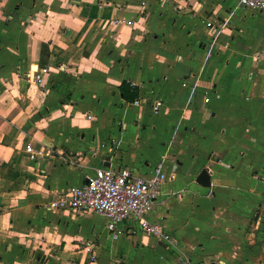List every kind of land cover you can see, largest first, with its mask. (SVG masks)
Instances as JSON below:
<instances>
[{"label": "crops", "instance_id": "obj_1", "mask_svg": "<svg viewBox=\"0 0 264 264\" xmlns=\"http://www.w3.org/2000/svg\"><path fill=\"white\" fill-rule=\"evenodd\" d=\"M238 3L0 0V264H264V112L230 99L219 49L264 11ZM159 163L147 217L175 241L56 205L99 167Z\"/></svg>", "mask_w": 264, "mask_h": 264}, {"label": "built area", "instance_id": "obj_2", "mask_svg": "<svg viewBox=\"0 0 264 264\" xmlns=\"http://www.w3.org/2000/svg\"><path fill=\"white\" fill-rule=\"evenodd\" d=\"M239 2L244 8L264 11V0ZM139 103V100H135V104ZM162 104V100L155 101L152 104L153 110L158 111ZM174 178L175 174H165L162 163L158 164L150 176L138 174L127 166H103L97 168L95 174L82 184L60 192L56 205L75 213L94 211L103 214L108 218L107 225L111 231L117 229L119 222L133 221L144 234L171 242L175 241L174 238L164 230L161 223L153 222L147 216L161 195L164 183ZM193 264L217 263L198 261Z\"/></svg>", "mask_w": 264, "mask_h": 264}, {"label": "rangeland", "instance_id": "obj_3", "mask_svg": "<svg viewBox=\"0 0 264 264\" xmlns=\"http://www.w3.org/2000/svg\"><path fill=\"white\" fill-rule=\"evenodd\" d=\"M238 5L240 6L239 3ZM242 12L245 13V10ZM263 13L264 12L248 11L245 14H242L245 19L244 25L240 27L238 31L231 30V39L223 44L219 49L223 50L224 54L231 56V58H236L237 60L234 64L239 62L238 67H236L238 69H234V72L232 70L231 75L224 78L222 82V85L227 88L225 90H227L229 95H231L230 99L232 98L233 100L234 98L236 101L235 98L237 96V88L239 87L240 98L244 96L247 102L254 99L261 104V111L264 112ZM224 96H226V94H224ZM246 112L251 114L249 109H247ZM247 118L249 119L250 117L247 115ZM91 212V216H97V212ZM103 235H105V232ZM153 237L160 239L158 236ZM114 264H128V262L121 258L117 259Z\"/></svg>", "mask_w": 264, "mask_h": 264}, {"label": "water", "instance_id": "obj_4", "mask_svg": "<svg viewBox=\"0 0 264 264\" xmlns=\"http://www.w3.org/2000/svg\"><path fill=\"white\" fill-rule=\"evenodd\" d=\"M198 181L203 185H209L211 183L210 174L208 173L207 170L201 172V174L198 177Z\"/></svg>", "mask_w": 264, "mask_h": 264}, {"label": "trees", "instance_id": "obj_5", "mask_svg": "<svg viewBox=\"0 0 264 264\" xmlns=\"http://www.w3.org/2000/svg\"><path fill=\"white\" fill-rule=\"evenodd\" d=\"M123 86V85H122ZM131 88L133 89V90H136V88L135 87H133V86H131Z\"/></svg>", "mask_w": 264, "mask_h": 264}]
</instances>
